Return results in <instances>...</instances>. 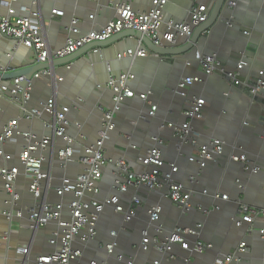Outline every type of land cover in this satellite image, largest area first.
<instances>
[{"label": "crops", "instance_id": "1", "mask_svg": "<svg viewBox=\"0 0 264 264\" xmlns=\"http://www.w3.org/2000/svg\"><path fill=\"white\" fill-rule=\"evenodd\" d=\"M6 1L11 2L18 17L28 16L31 10L39 11L42 33L53 51L64 47L69 36L77 39L93 30H101L117 18L115 4L127 2L38 0L35 6L33 0ZM127 3L140 13L153 8V0H130ZM197 3L209 6L207 0H169L163 11L165 20L188 22L189 10ZM236 8L231 24L216 27L210 34L204 33L201 44L208 53L206 55L215 56L225 70L235 71L239 64H243L244 77L251 81L264 80V0H241ZM55 10L64 12V15L58 16L53 12ZM8 14L9 8L0 3V16ZM73 18L78 19L79 33L71 35L69 28ZM161 31L166 32L167 26L163 25ZM251 42L258 46V52L255 57L249 53V58L241 62L239 52ZM14 43L13 39L0 34V65L5 70L38 64L34 51L23 45L17 48ZM143 48L134 37L119 38L98 51H88L69 65L50 69V76L35 80L31 85L33 96L26 105L30 111H42L40 116L32 119L18 117L19 107L13 100L1 99L0 136L10 122L19 119L21 132L39 139L46 136L52 139L46 149L34 153L44 157L43 172L48 175L41 183L39 197L31 193L32 177L25 173L20 161L26 144L24 137L16 135L3 147L4 156L0 159V166L19 168L20 172L15 182V193L19 200L14 205L8 202L11 197L0 175V264H30L57 251L50 240L59 232V224L52 221L40 229H34L27 218V211L44 202L53 205L61 203L64 206L62 219H71L69 205L74 196L68 194L60 197L57 189L65 178L74 180L85 172L86 167L78 162V158L85 155L87 148L95 145L100 138L105 123L100 108L112 110L115 106L114 93L106 84L111 77L122 74L135 75L131 83L135 95L122 103L114 117L115 129L108 131L105 138L104 156L108 164L103 167L102 178L97 183L99 193L87 194L84 200L101 203L116 194L114 185L119 178L116 163L120 160H125L135 173L151 170L143 165L141 158L155 147L153 139L156 137L163 141L161 150L165 165L161 169L162 175L171 173V165H175L178 170L172 173L173 181L183 185L191 194V203L197 208L190 213L182 212L166 197L169 191L167 184L157 190L139 187L119 194L124 209L134 206L136 216L125 223L124 214L107 207L99 217L97 236L93 240H83L87 228L73 239V248L81 252L78 264H127L131 258L134 264H153L157 260L162 264H217V259L235 253L243 243H246V252L242 254L241 261L236 260L231 264H264V240L260 234L264 229V219L258 217L252 225L246 224L240 228L231 220L238 209V201L264 209V126L260 122L264 117V95L260 96L262 100L253 101L246 93L225 81L221 72L206 76L200 64L201 55L190 61L175 56L159 59L153 54L145 58H119L127 51ZM187 77H203L204 82L192 85L187 97L174 95L172 88ZM14 81L12 79L5 83L10 85ZM141 95H146L147 100H143ZM195 98L206 101L202 117L191 123V137L196 144L187 143L181 150L177 145L175 129L186 122L185 110ZM50 99L55 100L57 111L69 109L67 119L70 124L66 135L73 139L75 160L67 167L61 165L58 156L67 143L53 133L51 125L54 115L43 111ZM153 106L157 107L155 116L141 119V115L148 114ZM213 139L224 143L223 154L204 168L190 162L191 157L198 156L200 147ZM241 154L257 171H248L242 163L232 159ZM193 177L195 181H192ZM240 185H243L242 188ZM204 191L209 194L205 195ZM217 193L228 196V200L215 198L213 195ZM134 197L139 199V204H133ZM155 206L162 207L160 218L155 223L157 228L151 224L148 214ZM6 211L13 213L12 222L5 215ZM17 211H22L23 216H17ZM199 223L203 225L199 236L189 237V241L193 243L199 238L211 243L213 249L204 254L190 255L176 245L172 251L175 259H171L162 255L152 241L147 251L140 248L146 229L150 230L151 237L152 233L163 236L177 227L193 228ZM124 224L126 228L122 227ZM114 231H117L116 237L112 236ZM113 243L115 251L109 253L107 245ZM24 248L28 249L26 254L21 251ZM120 255H124L126 260L120 262Z\"/></svg>", "mask_w": 264, "mask_h": 264}, {"label": "built area", "instance_id": "2", "mask_svg": "<svg viewBox=\"0 0 264 264\" xmlns=\"http://www.w3.org/2000/svg\"><path fill=\"white\" fill-rule=\"evenodd\" d=\"M169 0H153V8L149 12L140 13L136 12L133 7L127 2H120L115 4L117 11V18L109 22L101 30H93L88 34L74 38L69 36L64 47L59 50L53 51L50 49L44 34L42 33L41 23L39 20V11L31 10L28 16L18 17L15 15V10L11 7V2L6 0H0L2 5L9 8V14L7 16H0V34L4 37L14 39L15 47L23 45L35 53L38 64H44L52 59H62L71 56L78 52L80 49L93 42H106L113 36L126 31L134 30L140 33L146 34L155 46L161 47L165 44H174L177 38L181 35L191 36L193 30L200 24L206 22L209 18L208 7L204 4L197 3L190 10V19L188 22L175 23L174 21H166L164 17V8ZM35 6L38 5V0H33ZM235 5V3H233ZM237 5V4H236ZM58 16H63L62 11H53ZM78 19L71 20V26L69 33L72 35L78 34L77 28ZM163 25L167 26V31L162 32L161 28ZM143 45V44H142ZM144 47V46H143ZM16 48V49H17ZM100 48L93 50L98 51ZM16 50L14 49V52ZM151 53L143 49L130 50L126 53L120 54L119 58H145L150 56ZM200 64L203 67L204 74L211 76L215 73L227 75L235 83H240L241 71L244 69L243 64H239L235 71L225 70L221 62L213 55H205L200 57ZM50 71L41 70L36 73L34 78L37 80L43 77L50 76ZM24 77L15 79L12 86L9 84H0V101L3 95L10 94L13 98H17L22 92L23 87L21 83L24 81ZM135 80V75L122 74L119 77H111L110 81L106 86L111 89L114 93L115 106L112 110H105L100 108L104 114L105 123L104 130L100 132V138L97 143L87 148L86 154L78 158V162L86 167L83 174L72 180L65 178L60 188L57 189V194L63 197L68 194L74 196L73 201L70 203L69 208L71 211V219L66 221L62 219L63 215V204H48L40 203L36 207L27 211L30 221L37 226L43 227L52 221L59 224V232L56 233L50 240V243L57 247V251L47 257L37 259L38 264H78V260L81 256V252L73 248V239L81 235L83 229L87 228L86 234L82 236L84 241L93 240L97 236V222L101 213L107 208L111 207L115 212L124 214L125 223L130 222L136 216V210L134 206H131L128 210H125L120 203L119 194L127 193L130 189H136L139 187H147L150 190H157L163 188L165 184L169 185V191L167 198L172 201L175 205L181 209L184 213H190L194 211L195 207L191 203V194L187 192L183 185L173 181L172 173H175L178 168L175 165H171L172 172L166 175H162L161 169L164 167L165 162L163 160L161 146L163 141L159 138H154L155 147L151 148L146 156L141 158L144 166L151 170L144 171L143 173H135L131 171L125 160H120L116 163L118 168V179L115 181L114 189L116 194L109 197L105 201L98 202H87L84 197L87 194H98L99 189L97 183L102 178V169L108 164V160L104 156V141L108 131L115 129L114 117L115 114L121 109L122 103L129 98H133L135 92L131 87L132 81ZM203 77H187L181 80L175 87L172 88V93L176 96L187 97L188 89L196 84L203 83ZM264 88V80L262 78L258 81V86L253 90V93L257 94L259 90ZM264 95V92H263ZM32 97V86L26 88L24 98L30 100ZM143 100H147L146 95H141ZM206 105V101L203 98H195L191 101L189 107L185 110L184 116L186 122L176 131V141L179 149L182 150L183 146L187 143H194L196 141L191 137L192 122L202 117L203 109ZM1 109V106H0ZM157 107L153 106L151 111L146 115H141V119L147 120L155 116ZM47 111L54 115L56 119L55 135L63 138L67 145L64 149L59 151V159L63 167H67L73 160H75V150L73 149V139L66 135V129L70 122L67 119L68 108H64L62 111H57L56 103L54 99H50L47 104L44 105L43 111ZM41 110L32 111L27 116V119L40 116ZM19 120V119H18ZM13 120L10 122L4 132L0 136V159L4 156L3 147L8 140H11L16 135H21L27 141H31L32 144L27 146L20 155L21 164L24 167L25 173L32 177V184L30 191L36 197L41 195V183L43 180L48 178V175L43 172L44 157L37 156L34 153L39 150H44L51 142V137L46 136L39 139L37 136L23 133L19 130V121ZM170 126H174L171 124ZM225 149L224 143L218 139H213L209 144L202 145L199 149L197 157H191L190 162L197 164L200 168H204L207 163L214 161L217 156L223 154ZM10 159L9 156L6 157ZM232 159L235 162L242 163L244 168L248 171H257L256 167H251L249 160L244 154L239 156H233ZM19 168H8L0 166V175L5 183V189L9 193L11 199L8 201L9 204L14 205L18 200L19 196L15 193V182L19 175ZM195 181V178H192ZM243 185H240L242 188ZM205 195L209 193L204 191ZM217 199L228 200V196L214 194ZM140 201L137 197L133 198V204H139ZM162 212L161 206L152 207L148 214L151 221L156 228V222L160 218ZM207 212V211H204ZM5 215L9 220L13 218L11 211H6ZM17 216H23L22 211H17ZM262 217L264 219V209H257L250 207L242 202H238V209L236 214L232 217V222L237 227H243L244 225H252L254 221ZM125 225V224H124ZM123 228L125 226H122ZM126 228V227H125ZM203 225L197 224L193 228H175L165 242L162 243V247H158L159 237H151L150 230L146 229L143 232L142 245L140 248L147 251L151 246V241L154 242V247L162 253V255L175 259V255L172 254L173 248L176 245L187 251L190 255L204 254L205 252L211 251L213 245L201 241L199 238L191 243L189 237L199 236ZM261 236L264 240V229L260 231ZM112 236H117V231L112 232ZM159 236V235H156ZM5 240L8 237H4ZM1 244V243H0ZM109 253L115 251V243L107 245ZM24 254L28 252L27 248L21 250ZM246 252V243L241 244L235 253H232L226 257L217 259V264H231L233 261H241L242 254ZM118 260L123 262L126 260L124 255L118 256ZM188 261V260H187ZM127 264H134V259L128 260ZM153 264H162L160 260L155 261Z\"/></svg>", "mask_w": 264, "mask_h": 264}, {"label": "water", "instance_id": "3", "mask_svg": "<svg viewBox=\"0 0 264 264\" xmlns=\"http://www.w3.org/2000/svg\"><path fill=\"white\" fill-rule=\"evenodd\" d=\"M129 2L130 0H126ZM209 2L208 10H209V18L206 22L200 24L198 27H196L193 30V33L191 36L181 35L177 38L176 42L174 44H165L164 46L158 47L155 46L152 41L149 39V37L146 34L140 33L138 31L134 30H126L123 31L115 36H113L110 40L106 42H93L91 44L86 45L82 49H80L75 54L68 56L66 58L62 59H52L47 63L44 64H32L26 67H23L21 69H13L12 71L5 70L3 66L0 65V84H5L8 80H15L19 77H24V81L21 83V86L23 87L22 92L19 94L17 98H13L10 96V94L3 95V98H7L9 100H13V103H15L19 107V115L20 118H26L29 116L32 111L27 107V103L29 100L26 101L24 98V94L26 92V88L37 79L34 78L35 74L40 72L41 70H52L53 68L61 65H69L71 64L76 58L80 57L83 54H86L88 51H91L95 48H101L109 43H112L113 41L119 39V38H126V37H134L140 41L141 44H143L144 48L148 50L151 54L155 55L156 58L162 59L163 57H169V56H175L185 59L186 61H190L193 58H197L198 56H205L206 53L204 51V47L201 44V36L204 33L210 34L212 31H214V28L219 27L221 25L231 24V18L234 16V13L236 11V6L240 3L241 0H207ZM235 3V5L233 4ZM117 4V3H116ZM237 4V5H236ZM176 23V22H175ZM247 35V34H246ZM181 39L183 42H181ZM207 39V38H206ZM13 41H15L13 39ZM16 45V43H14ZM14 45V46H15ZM258 52V46L254 43H248L246 46V49L239 52V56L241 58V62H244L245 59L249 58V53H253L252 57H255ZM136 59V58H135ZM240 76V83H235L233 80H231L227 75L221 74L223 79L227 81L232 87H235L239 89L240 91H243L246 93L251 100L259 101L261 99V95L263 94L262 90H259L257 94L253 93V90L257 88L258 81H251L250 79L244 77L242 75ZM13 84H10L12 86ZM33 96V93H32ZM262 100V99H261ZM1 106V105H0ZM261 124L264 126V117L260 119ZM56 119L54 118V122L52 126L53 133L55 134L56 129ZM50 137V136H49ZM14 139V138H13ZM10 141V140H8ZM7 141V142H8ZM32 144L31 141H27L24 149ZM241 202V201H238ZM14 218V217H13ZM13 218L11 219V222L13 221ZM27 218H29L27 216ZM31 222V221H30ZM34 229H40V226H37L36 224L32 223L30 224ZM126 227V225H125ZM159 237V243H157L158 247H162V243L165 242L166 237H168V234L163 236H156L153 235L152 237ZM168 254H166L167 256ZM37 260V259H36ZM32 262L30 264H38L37 261Z\"/></svg>", "mask_w": 264, "mask_h": 264}]
</instances>
